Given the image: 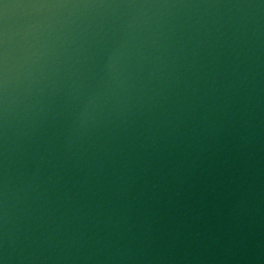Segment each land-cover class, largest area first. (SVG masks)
<instances>
[{"label":"water","instance_id":"95a60500","mask_svg":"<svg viewBox=\"0 0 264 264\" xmlns=\"http://www.w3.org/2000/svg\"><path fill=\"white\" fill-rule=\"evenodd\" d=\"M0 264H264V0H0Z\"/></svg>","mask_w":264,"mask_h":264}]
</instances>
